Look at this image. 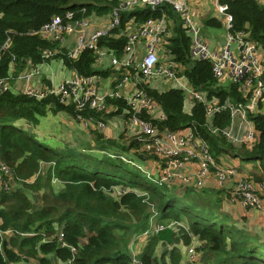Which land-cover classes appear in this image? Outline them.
Instances as JSON below:
<instances>
[{
	"label": "trees",
	"instance_id": "1",
	"mask_svg": "<svg viewBox=\"0 0 264 264\" xmlns=\"http://www.w3.org/2000/svg\"><path fill=\"white\" fill-rule=\"evenodd\" d=\"M121 1L0 0V48L6 41L9 46L0 51V77L7 76L13 58L16 70L17 67L24 70L27 60L36 65L62 58L67 67L80 74L105 75L106 72L94 67L97 60L94 51L86 50L78 58H71L63 54L61 46L42 37L38 31L53 16L64 15L67 11L78 13L85 8L87 15H111ZM218 1L227 5L233 16L232 31L245 32L261 44L264 51V4L258 0ZM161 8L143 7L121 12L120 25L112 33L124 29L132 18L143 22L159 16ZM163 9L173 20L174 35L170 48L174 61L178 67H183L182 75L190 80L193 88L207 93L208 99L218 98L221 104L227 98L233 104L245 103L246 98L238 86L218 84L209 60H192V41L184 23L173 7ZM205 26L220 28L222 24L212 17ZM112 35L103 37L100 45H107L121 55L127 39ZM48 49H62V53L45 57L44 52ZM145 90L166 118L152 119L150 113L143 110L140 113L143 120L169 132L190 127L208 143L217 161L220 156L230 155L243 161H258L264 171V114L251 115L259 132L253 148L238 147L222 133L211 130L212 127L223 129L230 126L232 114L229 108L215 113L208 123L204 103L195 100L190 113L186 112L182 89L159 90L146 86ZM109 101L117 108L112 115H121L128 110L123 97L108 98ZM49 110L66 111L76 118L80 114L97 123L105 122L100 111L80 110L75 103L64 104L56 96L37 100L24 93L0 89V160L11 169L13 180L24 187L0 190V231H12L8 239H4L0 232V264L28 263L35 259L38 264H133L130 245L139 241L140 235L149 229L153 215L151 206H154L159 222L169 224L186 220L189 229L180 226L176 230L167 226L157 233H150L143 250L136 256L142 264H180L182 253L177 245L180 242L190 244L193 235L204 242L197 250L208 257L207 264H264V242L247 227H237L233 218L221 210L217 197L220 192L171 186L125 161L122 157L130 160L131 150L141 146L136 137L131 136L127 142L119 143L98 134V141L104 142L101 149L105 152L96 156L69 149L57 152L17 125L22 118L36 125L39 117ZM129 115L125 114V120H129ZM143 154L140 155L145 157ZM43 165H49L45 192L35 202L29 198L26 188L39 187ZM3 175L5 183L8 176ZM54 178L64 183L59 192L53 189ZM255 179L264 181L262 177ZM115 190L119 191V196ZM58 228L65 232V247L55 235ZM160 242L168 249L157 256L156 248Z\"/></svg>",
	"mask_w": 264,
	"mask_h": 264
},
{
	"label": "built area",
	"instance_id": "2",
	"mask_svg": "<svg viewBox=\"0 0 264 264\" xmlns=\"http://www.w3.org/2000/svg\"><path fill=\"white\" fill-rule=\"evenodd\" d=\"M167 3L174 6L184 21L187 33L192 39V59L209 60L213 76L218 84L238 86L246 98L245 103L233 104L227 98L221 104L216 97L208 99L206 93L188 88L183 78L177 76L176 65L169 61V55L162 56L159 49L162 36L169 35L168 21L164 15L156 19L150 17L143 23L132 18L126 24V27L118 34L127 39L122 59L107 47L100 45L101 39L120 25L119 14L121 12L131 11L138 7H150L155 10ZM217 10L224 18L226 36L225 43H221L220 47L216 49H210L209 43L202 37V25L192 19L187 0H122L113 9L112 18L107 23L93 22L91 15L86 14L85 8L78 13L67 11L64 15H55L39 29L38 33L42 37L57 43L71 58H78L84 51L91 50L95 52L97 59L107 54L112 66L134 67L133 73L127 72L115 85V89L118 90L133 81V90L126 96H121L117 91L113 94H101L97 88V76L80 73L66 79L55 88H48L42 82L38 66L33 65L30 61V64L21 72L25 81L22 93L37 100L56 96L64 104L75 103L80 110L90 108L98 112L107 108L108 98L123 97L128 106V110L125 112L130 114L126 123L133 130V136L141 143L139 150L147 156H158L169 160L167 170L162 173L155 171L157 179L164 183H176L178 180L180 186L192 185L197 190L206 187L207 184L213 182V179L222 188L234 181L236 184L232 190L234 199L239 200L246 208L264 210V182L241 178L236 167L217 161L212 156L208 143L197 136L192 128L169 132L160 129L149 120H143L140 116L143 110H147L152 119L163 120L166 118L160 107L145 90L146 86L153 88L150 86V81L153 78L165 76L170 82L174 81L175 87L184 91L186 98L188 96L193 102L196 100L206 105L208 123L211 122L215 113L228 108L231 110L232 123L230 126L223 129L212 127L211 130L214 133H222L229 141L238 146H242L244 143H254L257 140L259 132L251 115L264 114V51L261 44L251 39L245 32L234 33L232 31L233 16L228 12L227 5L218 3ZM142 40L145 41L143 50L138 49V43ZM8 47V41H6L0 51L6 50ZM62 49H48L44 52V56L52 58L56 54L62 53ZM162 57L166 61V66H160ZM14 63H16L15 58H13L7 76L0 77V89L4 91L13 89L11 80L16 77L17 73ZM141 84L145 86H141ZM77 118L87 122L88 125L93 124L90 117L86 118L78 114ZM96 126L105 128L106 123L99 121ZM237 126H239L238 129ZM122 158L135 164L131 158L130 160L126 157ZM181 158L186 161L196 160L198 162L200 168L195 178L182 176L175 172L182 163ZM3 174L12 176L11 169L0 160V190L2 188L10 189L13 182L5 180L3 183ZM56 237L61 246H67L64 241L65 233L62 229L58 230ZM201 244V241H197L195 246L191 245L187 248V253L192 259L195 260L198 256L196 248ZM132 263L141 264L136 257Z\"/></svg>",
	"mask_w": 264,
	"mask_h": 264
},
{
	"label": "crops",
	"instance_id": "3",
	"mask_svg": "<svg viewBox=\"0 0 264 264\" xmlns=\"http://www.w3.org/2000/svg\"><path fill=\"white\" fill-rule=\"evenodd\" d=\"M258 1L264 4V0H258ZM218 3H219L218 0H187V4H188L192 19L195 22H198L202 25L201 35H202V32L205 30L204 28L206 27L205 22L209 18H212V17L217 18L221 22L223 27H225L224 18L217 10ZM165 6L173 7V9L178 13L181 21L184 23L180 13L174 8L173 5L169 3L164 4V6L160 9V11H162L161 14L159 16L152 17L156 19L164 15L168 21L169 35L162 36L161 44H159V49L161 51L162 56L166 57L167 55H169V59H170L169 61L173 62L176 65L177 76L183 78L188 88L194 89L193 86L191 85L190 80L185 75H182L183 67L182 66L178 67L174 61V57L172 55V51L170 48L171 39L174 35L173 34L174 25H173V20L169 17V15L163 9ZM138 8H143V7H138ZM92 14L96 15L95 13H92ZM92 14H91V19L93 17ZM95 17L99 19V17L97 16ZM111 18H112V14H111ZM92 21L94 22L96 20L92 19ZM113 30L110 32V34H113L112 36H119L118 34L120 33L121 30L117 33H112L114 32ZM223 40H225V37L220 38V40L218 41L222 43ZM102 47H107L108 49L113 51L115 55H117L114 49H111L107 45H103ZM191 47H192V42H191ZM219 47H220L219 45L215 46L214 49L219 48ZM139 48H141L142 50L145 48L144 40L138 43V49ZM63 54H66V52L63 51ZM123 55H124V52H122L121 55H117V56L120 59H122ZM190 55H191V48H190ZM58 59H60V62H53V61L50 62L49 60V61H46L40 64H36L41 71L42 82L48 88H55L61 82L65 81L66 79L70 77H73L74 75L78 73L77 71L67 67L62 58H58ZM162 61H163V57L161 58V62ZM161 62H160V66H166V61L164 62L165 64H161ZM28 64H30V60H27V65ZM94 67L98 70L106 72L105 75H101V74L96 75L98 78L97 88L101 94H111V93L113 94L115 93V91H117V93L118 94L120 93L121 96H126L133 90V86H134L133 81H130L128 85L123 86L122 88L118 90L115 89V85L117 84L121 76H124L125 74H127V72L133 73L135 70L134 67L131 66V67L125 68L124 66H121V67L112 66L110 65V61H109L107 54H104L98 57L97 61L95 62ZM14 68L16 69L15 66ZM18 68L19 67H17V70ZM22 71L23 69L18 70L16 73V77H14L11 80V84L13 86L12 91L14 93L23 92L25 81L23 80L21 76ZM156 77H159V76H156ZM173 82H174L173 80H171V82L169 80H165L164 82L165 85L163 88H158V87H153V88H156L159 90H165L170 87H175L173 85ZM223 86H227V84H223ZM107 96L109 97V95ZM186 99L187 100L185 102V110L186 112L190 113V111L193 108V100L191 98H188V96ZM116 111H117V108L110 101L108 102L107 108L104 111H101V113L104 114L105 116V119H104V121L106 122L105 128H99L98 126H96L97 122H93L92 125H88L87 122L80 121L78 118L73 117L71 114L67 113L66 111L53 112L51 110H49L47 114L40 116L39 122L36 125L33 124V122L27 119H24V118L18 120L17 125L25 129L32 135H34L43 144H46L47 146H49L53 150H56L57 152H63V151H66V149H69L76 153H88V154H93L96 156H102L104 155L103 152H105L103 149H101L102 146L104 145V142L98 141V138H97L98 134H102L104 139L106 140L113 139L120 143L126 140L125 136H127V139L129 140L131 136H133V133H134L132 132L133 130L130 129L126 123L127 120H125V117H124L126 112L123 111L121 115L118 113L116 115H112ZM238 128L239 126H237V129ZM187 129L188 128L184 130H187ZM254 143H251V142L244 143L243 145L247 144L246 146L249 149H252ZM234 145L238 146L237 144H234ZM238 147H241V146H238ZM135 150H136L135 151L136 156L133 154L134 157L138 159L139 161L146 162L145 165L146 166L150 165L151 168L154 169V171L157 170L160 173H162L163 171L168 169L169 160L160 158L158 156H151V157L146 156L145 154L141 152V150H139V148ZM131 151H133V149ZM141 153L145 157H148V158L142 157L140 155ZM181 160H182V163L175 170V172L181 174L182 176H188L190 178H195L200 168V165L198 164V162L196 160L186 161L183 158H181ZM219 161H221L224 164H228V165H232L236 167L238 170V174L241 178H249L256 182H264V181H258L255 179L256 177L264 178V171H263L262 165L258 161H243L239 157H232L230 155L220 156ZM46 169H48L47 166L43 165L42 171L44 172ZM141 170L147 173L148 175H150L151 173L147 169L141 168ZM52 184L54 185L53 189L56 192H59L64 188V183L58 179L54 178L52 181ZM170 185L180 186L181 184L177 180L176 183L170 182ZM235 186L236 184L233 181L232 184H228L226 185L225 188H222L217 184L216 180L213 179V182L207 184V186L204 187L202 190H214V191L220 192L217 195V197L220 199L221 210L224 213L229 214L233 218V221L237 227L239 228L247 227L248 228V229L246 228L247 230H250L255 235H258L260 238V241L264 242V210L259 209V208L258 209L246 208L243 206V204L239 200L234 199L232 197V190L235 188ZM189 188L194 189L192 185L185 187V189H189ZM134 190L139 193L141 192L138 189H134ZM151 212L153 213V215L151 216L150 227L146 232H144L139 237L141 239L139 243L140 252L143 250L144 246L146 245L148 241V235L150 233L151 234L157 233L158 231L163 230L167 226L175 228L176 230H178L180 226L184 227L185 229H189V225L186 220H183L181 222L173 221V222H170L169 224H165L163 222H159V220L156 219L157 214L154 209V206H151ZM160 227H163V228H160ZM59 229H62V228H58L57 232ZM57 232L55 235H57ZM11 233L12 231L9 230V231H4L1 234L3 236L4 234H11ZM197 241H200V239L197 236L193 235L190 244L186 245L183 242H180L177 245L181 249V253H182V259H181L180 264L183 263V260L189 257L187 253V248L191 245H194ZM162 246H165V249H168V246L160 242L156 248L157 256H161L162 252L160 253L159 250ZM198 247L199 246H197V248ZM198 256H200V254H198ZM197 257L195 260H197Z\"/></svg>",
	"mask_w": 264,
	"mask_h": 264
},
{
	"label": "rangeland",
	"instance_id": "4",
	"mask_svg": "<svg viewBox=\"0 0 264 264\" xmlns=\"http://www.w3.org/2000/svg\"><path fill=\"white\" fill-rule=\"evenodd\" d=\"M92 15H93L92 19L96 20V21H94L96 23H101V22L107 23L110 20V18H111L110 13L107 14V15H97V14L96 15L92 14ZM95 16L99 17V19H97ZM204 29L205 30L202 32V37L205 40H207V42L209 43L210 49H213L215 46H218V45L220 46L221 45V42H219L218 40H220V38H223V37L226 36L225 27H223V25H222V27H220V28L205 27ZM52 61L53 62H60V59H58V58L51 59L50 62H52ZM164 62H165V60L163 58V61L161 62V64H165ZM165 80H167L165 76L155 77V78H153L150 81V86L151 87L163 88L164 85H165L164 84ZM125 139L126 140L124 142H127L128 141L127 136H125ZM135 151L136 150L133 149V151H131L129 153V157H131V159H133V161L135 162V164H133V165H136V166L141 167L143 169H147L148 171L151 172L150 175H152V176H154L156 178L155 171H154L153 168H151L150 165L146 166L145 165L146 162L139 161L138 159H136L134 157ZM46 166L48 168V165H46ZM46 172H47V169L44 172L42 171L43 174H42V179H41V182H40L39 187H37L35 189L26 188V192H27L29 198L31 200H35V202L37 201V199L41 198L42 195H43V193L45 192ZM9 181L10 182H13V185H11V188L10 189H13L14 190V189H20V187H23V185L20 184V182L14 181L13 178H12V176H8L7 182H9ZM52 186H54V185L52 184ZM118 192L119 191L115 190L116 196L118 195ZM28 234H25V235H28ZM11 235H12V233L11 234H4L3 235V238L4 239H8L9 237H11ZM140 240L141 239L139 238V241H136L135 243H133L130 246V251H131V255L133 256V259L140 253V249H139L140 248V245H139ZM196 249H198V248H196ZM164 250H165V246H162L160 248L159 252L161 253ZM198 252H199L200 256L197 257V260L192 259L189 256V254H188L189 257H187L185 260H183V263H181V264H206V263H208V260H207L208 257L205 256V254L203 255V252H200V251H198ZM18 263H27V262L21 261V262H18ZM28 264H38V261L36 259L35 260H30V262H28Z\"/></svg>",
	"mask_w": 264,
	"mask_h": 264
},
{
	"label": "water",
	"instance_id": "5",
	"mask_svg": "<svg viewBox=\"0 0 264 264\" xmlns=\"http://www.w3.org/2000/svg\"><path fill=\"white\" fill-rule=\"evenodd\" d=\"M224 43H225V40L222 41V44H224Z\"/></svg>",
	"mask_w": 264,
	"mask_h": 264
},
{
	"label": "clouds",
	"instance_id": "6",
	"mask_svg": "<svg viewBox=\"0 0 264 264\" xmlns=\"http://www.w3.org/2000/svg\"><path fill=\"white\" fill-rule=\"evenodd\" d=\"M8 176V175H7ZM5 176L3 175V178H4ZM12 178H13V176H12ZM2 189H4V188H2Z\"/></svg>",
	"mask_w": 264,
	"mask_h": 264
}]
</instances>
